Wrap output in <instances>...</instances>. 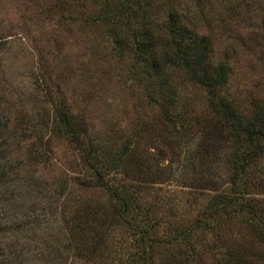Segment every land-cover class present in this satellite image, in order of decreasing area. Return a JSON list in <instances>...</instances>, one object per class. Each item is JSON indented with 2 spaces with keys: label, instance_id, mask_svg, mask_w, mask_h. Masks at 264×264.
Listing matches in <instances>:
<instances>
[{
  "label": "trees",
  "instance_id": "16d2710c",
  "mask_svg": "<svg viewBox=\"0 0 264 264\" xmlns=\"http://www.w3.org/2000/svg\"><path fill=\"white\" fill-rule=\"evenodd\" d=\"M77 1L82 6L81 23L102 27L111 50L129 61L130 85L139 87L147 104L157 111L169 146L194 125L203 131L196 155H209L208 147L215 141L225 145L229 151L222 164L228 186L217 181L211 186L194 174L185 175L183 185L199 193L203 189L213 192L199 206L202 199L192 196L190 209L178 215L169 199L154 188L171 177L158 169L148 152L152 146L141 144L144 137L151 139L144 128L134 129L117 146L100 143L89 132L86 117L71 107L49 70L40 66L37 86L51 109L40 118L20 113L0 120V185L10 171L8 139L12 135L28 139L30 161L51 159L52 149L39 134L41 124L74 150L76 183L100 188L105 200L72 196L60 205L57 215L47 216L43 223L36 218L23 221L32 228L41 225L40 243L52 237L47 252L45 244L40 248L17 246V242L8 246L9 239L3 240L6 234L16 236L25 226L0 213L4 235L0 237V264H63L61 255L69 249L93 264H263L264 97L238 96L226 59L216 55L211 36L197 26L190 6L184 9L180 0ZM180 72L187 83L205 91V105L197 106L184 94L177 80ZM3 201L0 197V204ZM117 225L125 227L131 237L132 248L124 260L118 259L109 240ZM32 231L39 235L36 229ZM28 251L34 254L29 256Z\"/></svg>",
  "mask_w": 264,
  "mask_h": 264
},
{
  "label": "rangeland",
  "instance_id": "374dc122",
  "mask_svg": "<svg viewBox=\"0 0 264 264\" xmlns=\"http://www.w3.org/2000/svg\"><path fill=\"white\" fill-rule=\"evenodd\" d=\"M180 1L183 8L190 6L197 26L211 36L216 55L226 59L233 71L232 89L238 96L248 100L264 97V0ZM55 2L60 5L55 6ZM79 2L0 0V34L4 35L0 40V120L20 113L40 118L45 111H50L45 93L37 86L39 67H45L71 107L86 117L89 132L100 143L117 146L132 135L134 129L144 128L151 139L144 137L141 144L152 146L148 147V152L154 156L158 169L171 177L167 182L155 184L154 188L169 199L168 203L178 215L190 209L188 199L194 195L197 201L202 199L197 206L201 205L213 191L203 189L199 193L183 185L184 176L191 173L211 186L216 181L222 182V187L228 186L222 160L229 150L221 141H215L208 147L209 155L202 158L201 152L196 155L203 133L199 125L192 126L187 134L178 137L177 144L169 146L162 136L164 128L157 120V111L147 104L139 87L130 85L126 69L129 61L111 50L102 36V27L81 23ZM177 80L182 82L184 94L192 97L197 106L205 105L203 89L187 83L183 72ZM39 126V134L52 149L51 159L45 163L30 161L28 139L12 135L8 139L10 171L5 183L0 185V197L4 198L0 213L23 227V221L36 218L41 224L47 216L57 215L60 205L72 196L105 200L100 188L76 183L75 154L70 144L52 133L49 126ZM40 224L37 223L36 228L20 227L16 236L6 234L3 240L9 239L8 246L17 242V246L26 248H40L45 244L47 252L52 237L40 243L39 236L43 233ZM34 229L39 235L34 234ZM1 236L4 235L0 233ZM109 240L118 251V259L124 260L132 248L128 230L117 225ZM1 246L6 247L4 243ZM61 257L63 264H93L74 255L72 249L64 251Z\"/></svg>",
  "mask_w": 264,
  "mask_h": 264
}]
</instances>
